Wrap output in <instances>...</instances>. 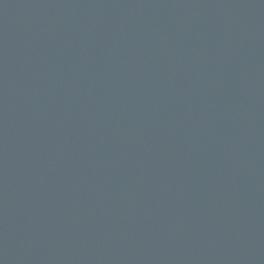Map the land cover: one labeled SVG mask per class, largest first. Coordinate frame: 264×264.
Returning a JSON list of instances; mask_svg holds the SVG:
<instances>
[{
	"label": "water",
	"instance_id": "water-1",
	"mask_svg": "<svg viewBox=\"0 0 264 264\" xmlns=\"http://www.w3.org/2000/svg\"><path fill=\"white\" fill-rule=\"evenodd\" d=\"M0 264H264V0H0Z\"/></svg>",
	"mask_w": 264,
	"mask_h": 264
}]
</instances>
